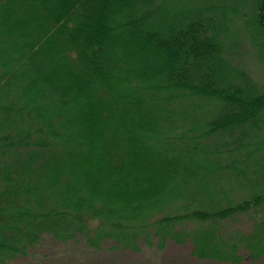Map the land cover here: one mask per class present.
Wrapping results in <instances>:
<instances>
[{
    "label": "trees",
    "instance_id": "obj_1",
    "mask_svg": "<svg viewBox=\"0 0 264 264\" xmlns=\"http://www.w3.org/2000/svg\"><path fill=\"white\" fill-rule=\"evenodd\" d=\"M248 2L264 58V0H0V264L43 235L264 255V183L230 157L264 90L223 56Z\"/></svg>",
    "mask_w": 264,
    "mask_h": 264
},
{
    "label": "rangeland",
    "instance_id": "obj_2",
    "mask_svg": "<svg viewBox=\"0 0 264 264\" xmlns=\"http://www.w3.org/2000/svg\"><path fill=\"white\" fill-rule=\"evenodd\" d=\"M240 7L242 17L237 16L230 23V31L233 39L226 38L223 56L240 71L250 75L252 82L258 89L264 90V58L260 53V42L251 39L255 35L248 27V20L253 22L255 9L250 2ZM238 27L240 29H238ZM261 90V91H262ZM264 131L258 136V145L235 152L230 155L232 159L245 160L258 171L256 176L248 175L254 183H264ZM236 198L237 192L232 193ZM254 218V214H250ZM241 221L245 224L244 230L249 229L251 222L247 216ZM250 223V225H249ZM113 241H105L100 248L89 247L84 239L78 238L68 242H61L52 236L43 235L40 242L34 246L26 256H19L6 264H231L205 259L201 260L192 255V242L187 240L176 243L167 238L160 245V240L154 239V243H141L138 251L131 249L115 248ZM238 264H264V255L259 258H251L244 255L242 262Z\"/></svg>",
    "mask_w": 264,
    "mask_h": 264
}]
</instances>
